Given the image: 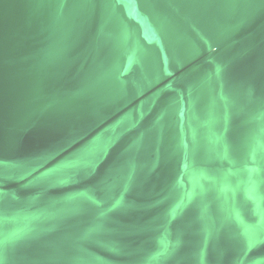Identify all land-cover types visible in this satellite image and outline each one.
<instances>
[{
  "label": "water",
  "instance_id": "obj_1",
  "mask_svg": "<svg viewBox=\"0 0 264 264\" xmlns=\"http://www.w3.org/2000/svg\"><path fill=\"white\" fill-rule=\"evenodd\" d=\"M0 264H264V0H0Z\"/></svg>",
  "mask_w": 264,
  "mask_h": 264
}]
</instances>
